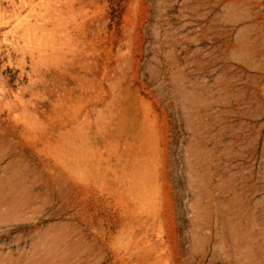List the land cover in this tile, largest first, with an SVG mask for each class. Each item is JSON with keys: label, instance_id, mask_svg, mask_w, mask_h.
Returning <instances> with one entry per match:
<instances>
[{"label": "rangeland", "instance_id": "obj_1", "mask_svg": "<svg viewBox=\"0 0 264 264\" xmlns=\"http://www.w3.org/2000/svg\"><path fill=\"white\" fill-rule=\"evenodd\" d=\"M59 1L0 0V264H264V0Z\"/></svg>", "mask_w": 264, "mask_h": 264}, {"label": "bare ground", "instance_id": "obj_2", "mask_svg": "<svg viewBox=\"0 0 264 264\" xmlns=\"http://www.w3.org/2000/svg\"><path fill=\"white\" fill-rule=\"evenodd\" d=\"M28 2H29V4L32 5L31 11H34L35 7H37V11L35 13L34 21L31 22L29 19H26L25 16L16 15L14 26L16 28H18L23 34H29V33H31L32 30L39 29V31L43 35V31L45 29V26L42 23V21H44V18H46V17H51L53 15L59 16L61 14V9H62V6L64 5V3L60 5L59 0H38V1L37 0H28ZM228 2L233 4V3H235V0H228ZM69 5L71 6V4H69ZM37 19H40L42 21L37 22ZM55 22L57 24V22H59V21L57 19H55ZM235 46H236V44H235Z\"/></svg>", "mask_w": 264, "mask_h": 264}]
</instances>
